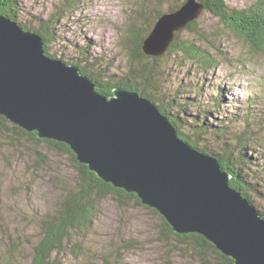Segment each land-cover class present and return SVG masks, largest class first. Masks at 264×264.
<instances>
[{
	"label": "rangeland",
	"instance_id": "1",
	"mask_svg": "<svg viewBox=\"0 0 264 264\" xmlns=\"http://www.w3.org/2000/svg\"><path fill=\"white\" fill-rule=\"evenodd\" d=\"M156 1H148L147 8L152 12L139 19L135 12L143 0H80L77 8L63 12L59 9L64 7V0H20V22L33 29L38 27L39 19L55 15L58 29L52 53L57 58L65 57L69 65H77L87 49L88 57L99 56L111 63L109 75L119 78L127 68L133 22L147 28L148 20H155L154 9L166 12L181 0H171L164 5ZM225 1L229 8L238 10L248 9L256 2ZM198 19L202 41L187 30L180 39H193L212 53H215L213 47H218L224 60L215 70L204 72L196 63L181 62L179 56L166 57L162 62V68L167 67L168 71L164 81L165 98L193 101L187 107L193 116L184 115V118L206 124L211 134L209 139L202 134L200 139L197 134L193 135V139L200 140L202 147L214 148L211 151L222 152L219 149L225 147V142L237 143L235 139L242 134L253 141L258 139L262 148L255 147L249 156L254 154L259 159L246 170L250 173L246 179L259 181L264 186V55L254 54L249 45L209 12H203ZM221 88L226 92L222 93ZM222 95L224 101L216 103ZM220 127H224V132L213 131ZM5 134L0 132V264H31L34 247L43 238L45 223L57 213L60 200L66 194L60 190L58 182H71L75 172L67 154L50 151L40 143L35 148L27 137L24 140L14 132L11 134L16 137L9 134V139ZM220 134L222 137L217 139ZM33 150L38 152L31 153ZM39 153L43 156L39 157ZM253 199H256V208L264 211V195L262 198L253 196ZM62 249L61 264L216 262L212 255L204 257L191 244L175 239L153 210L134 202L120 205L113 198L101 201L89 231L73 233Z\"/></svg>",
	"mask_w": 264,
	"mask_h": 264
},
{
	"label": "water",
	"instance_id": "2",
	"mask_svg": "<svg viewBox=\"0 0 264 264\" xmlns=\"http://www.w3.org/2000/svg\"><path fill=\"white\" fill-rule=\"evenodd\" d=\"M205 12L199 0L157 20L143 43L165 55ZM0 115L40 139L68 145L99 179L136 194L179 235L200 234L234 264H264V217L212 155L191 147L150 100L96 91L76 65L45 55L43 38L0 14Z\"/></svg>",
	"mask_w": 264,
	"mask_h": 264
},
{
	"label": "trees",
	"instance_id": "3",
	"mask_svg": "<svg viewBox=\"0 0 264 264\" xmlns=\"http://www.w3.org/2000/svg\"><path fill=\"white\" fill-rule=\"evenodd\" d=\"M19 1L20 0H0V14L17 22L25 31L39 34L44 41L46 56L69 64V62L65 61V57L57 58V55L52 53V44L56 40V31L58 29L54 21L55 15L52 14L46 20L39 19L38 27L32 29L28 27V25L20 22L21 9ZM79 1L80 0H64V7H61L59 12L68 11L69 8H77ZM148 1L149 0H143L140 5H137L138 11L136 10L135 13L140 16L139 19L146 17L147 13L152 12V10H148L147 8ZM170 1L171 0H157L156 2L164 5ZM186 1L187 0H181L180 3L168 7L166 12H163L162 9H154L156 14L155 20L153 19V22L148 20L149 26L147 28H143L140 25L138 26L137 22H133V26L130 27L131 34L129 36V41H133V43L129 42L127 68L121 77L118 78L115 75H109L112 64L99 56L91 55L88 57L87 49L83 51V57L80 60L78 59L76 66L80 68L82 74L93 81L96 86V91L102 95L111 96L115 88H120L132 92L136 91L142 97L153 102L163 114L169 117L182 140L196 150L212 155L219 161L223 169L232 175L231 187L239 191L249 203L256 208V199H253V196L262 198L264 195V186L259 183V181L247 180L246 176L250 177V173L247 174L246 170L249 171L250 167L254 165V162L259 159L255 157L254 154L253 157L249 156V152H253L255 147L262 148L258 139L253 141V138L250 139L248 136L242 134L235 139L238 141L237 143L231 141L225 142V147H220L219 149L222 152L216 150L211 151L214 148L209 147L208 149L207 147H202L200 145V140H197L200 139V134L204 135L205 139L211 136L209 129L205 128L206 124L203 123L200 125L197 124L196 120H190L191 122H189L184 118V115L193 116L188 109L193 101L187 99L186 101L189 102H183L180 97L165 98L164 81L166 72L168 71L167 67L162 68V62L166 57L171 55L179 56L181 62L187 61L196 63L204 72L215 70L220 66L221 60H224V54L218 47H213L215 53H212L210 49L201 47V45L193 39H180L183 31L187 30L191 34L198 36L199 41H202L200 37L201 31L198 25L199 19L188 24L185 29L176 33L175 40L165 55L161 57L148 56L142 49L145 39L150 34L161 15L178 10ZM199 1L204 3L205 12H209L216 17L220 24L229 30V32L241 38V40L249 45L254 54L264 55V0H256L250 8L241 10L229 8L225 0ZM59 12H57V15ZM139 19L137 18L136 21ZM203 38L207 40L205 36H203ZM91 45L92 44L89 46ZM221 91L222 93L226 92L224 88H221ZM224 99L222 95L216 99V103L218 101L223 102ZM177 103H181V105L179 106ZM186 103L188 104L186 105ZM248 105L251 106L250 104ZM173 110H176L174 113L176 115H171ZM177 113H179V116ZM197 118L199 117L196 116V119ZM220 124L222 125V123ZM216 130L218 133L224 132V127H220L219 129L213 128L214 132ZM0 132L6 133L7 139L11 136L16 137L11 134V132H14L24 140L29 139L33 144L32 146L35 148L39 147L40 143L44 144L50 151L67 154L75 172V179L71 182L64 180L58 182V187L66 194L62 196L60 200L57 213L53 215L52 219L45 223L43 238L34 247V257L31 264H61L59 254L62 252L63 246L69 241L73 233L80 234L89 231L95 221L96 212L101 201L107 198H113L120 205L134 202L142 206L136 194L128 193L122 189H116L113 185L105 183L99 179L95 173H92L88 166L78 162L77 156L68 145L55 140L40 139L36 133L25 131L20 126L11 123L1 115ZM195 134H197L198 137L194 140L193 135ZM25 137H27V139ZM221 137L222 135L220 134L217 139ZM35 152H38V150L31 151V153ZM42 156L43 154L39 153V157ZM262 181L264 183V177ZM148 209L150 210L151 208ZM256 209L260 215L264 217V211L259 208ZM151 210L158 214L156 210ZM161 218L172 236L178 239L182 244H191L194 250L204 257L208 254L212 255L216 259L215 264H234L232 259L220 253L215 246L202 235H178L172 231V228L166 220L163 217Z\"/></svg>",
	"mask_w": 264,
	"mask_h": 264
}]
</instances>
